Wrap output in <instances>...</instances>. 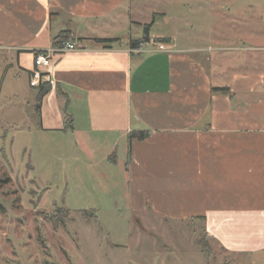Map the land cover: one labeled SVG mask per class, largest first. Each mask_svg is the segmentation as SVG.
<instances>
[{
	"label": "crops",
	"instance_id": "1",
	"mask_svg": "<svg viewBox=\"0 0 264 264\" xmlns=\"http://www.w3.org/2000/svg\"><path fill=\"white\" fill-rule=\"evenodd\" d=\"M140 1L0 0V51L29 85L34 52L55 47L57 33L66 36L76 49L54 58L51 89L35 107L39 127L65 132L68 114L76 117L71 108L83 107L86 124L70 130L92 155L88 139H111L115 158L123 146L131 203L201 221L205 235L240 262L264 264V76L211 73L214 46L192 37L190 0H157L145 19L133 17ZM171 2L176 17L166 12ZM149 14L154 24L162 14L173 31L148 33L130 52V41L142 37L119 39L114 30L147 24ZM136 132L148 135L139 140Z\"/></svg>",
	"mask_w": 264,
	"mask_h": 264
},
{
	"label": "rangeland",
	"instance_id": "2",
	"mask_svg": "<svg viewBox=\"0 0 264 264\" xmlns=\"http://www.w3.org/2000/svg\"><path fill=\"white\" fill-rule=\"evenodd\" d=\"M143 1L133 17L145 19L156 7L157 0ZM166 7L179 14L172 2ZM187 7L196 41L217 47L220 38V48L207 53L211 73L218 67L225 78L264 76V0H190ZM158 16L155 24L148 16L150 36L173 31ZM121 25L114 30L119 39L145 34L144 23ZM34 92L0 51V264H247L207 237L201 221L166 218L150 203L144 209L131 203L123 146L115 158L108 156L111 139H88L92 155L70 128L41 129L39 103L30 105ZM71 109V125H85L83 107Z\"/></svg>",
	"mask_w": 264,
	"mask_h": 264
},
{
	"label": "built area",
	"instance_id": "3",
	"mask_svg": "<svg viewBox=\"0 0 264 264\" xmlns=\"http://www.w3.org/2000/svg\"><path fill=\"white\" fill-rule=\"evenodd\" d=\"M141 43L136 48H130L129 51H140ZM162 49V45H159ZM76 46L74 43L64 42L61 45L44 49L34 54L33 66L29 70V85L31 87H37L44 82H51V72L54 64V58L57 55L64 54L68 51L75 50Z\"/></svg>",
	"mask_w": 264,
	"mask_h": 264
},
{
	"label": "trees",
	"instance_id": "4",
	"mask_svg": "<svg viewBox=\"0 0 264 264\" xmlns=\"http://www.w3.org/2000/svg\"><path fill=\"white\" fill-rule=\"evenodd\" d=\"M144 27H145V34L139 40H131L130 43H129L130 48H136V47H138V44L146 42V41H149V37H148L149 24H145ZM66 39H67L66 36H63L62 34H60L59 39H57V40L55 38L53 39V46L61 45L62 43L66 42ZM97 41L98 42H108V41H111V40H108V39H97ZM154 41L165 42V41H168V39L167 38H155ZM39 51H42V50L35 51L34 53L36 54ZM56 88H57V85H56ZM35 89H36V102L40 103L42 98L50 91L51 85L48 82H44V83L40 84L39 86L35 87ZM211 91L212 92H214V91H224L226 93H229L228 87H226V88H214L213 87L211 89ZM38 109H39V107H38ZM38 109H37V111H38ZM71 122H72L71 117L68 116L66 118V121L64 122V129L65 130H67V128H70V129L72 128ZM132 135L134 137H136L137 139H139V140H143V139H145L147 137L148 134H147V132H136V133H133Z\"/></svg>",
	"mask_w": 264,
	"mask_h": 264
},
{
	"label": "bare ground",
	"instance_id": "5",
	"mask_svg": "<svg viewBox=\"0 0 264 264\" xmlns=\"http://www.w3.org/2000/svg\"><path fill=\"white\" fill-rule=\"evenodd\" d=\"M35 54V53H34Z\"/></svg>",
	"mask_w": 264,
	"mask_h": 264
}]
</instances>
